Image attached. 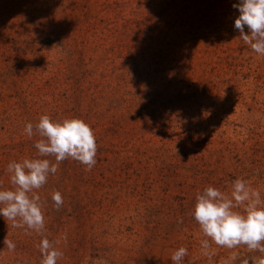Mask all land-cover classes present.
I'll use <instances>...</instances> for the list:
<instances>
[{"label": "rangeland", "instance_id": "obj_1", "mask_svg": "<svg viewBox=\"0 0 264 264\" xmlns=\"http://www.w3.org/2000/svg\"><path fill=\"white\" fill-rule=\"evenodd\" d=\"M234 3L0 0V190L14 188L10 162L55 163L24 132L41 115L84 120L99 149L90 171L66 159L34 190L42 233L0 216V264H41L44 237L57 264H173L180 247L182 264L261 255L212 243L209 259L192 216L198 193L230 196L237 178L264 200V56L239 39Z\"/></svg>", "mask_w": 264, "mask_h": 264}, {"label": "clouds", "instance_id": "obj_2", "mask_svg": "<svg viewBox=\"0 0 264 264\" xmlns=\"http://www.w3.org/2000/svg\"><path fill=\"white\" fill-rule=\"evenodd\" d=\"M232 6L239 12L234 20L239 39L253 52L264 56V0H238ZM24 132L29 138L38 134L41 139L34 147L39 157H54L55 163L46 158L10 162L6 171L11 174L14 188L0 190V216L11 221L13 227H26L39 234L45 228V215L40 196L34 190L44 186L49 175H55L59 164L66 159L75 160L90 171L97 163L98 146L94 130L76 117L56 121L44 114L35 125L26 123ZM51 198L59 210L64 203L61 192H53ZM241 207L243 213L236 210ZM192 216L206 237L201 240V248L209 259L214 255L209 251L214 243L227 249L246 247L249 252H258L261 255L252 258L251 264H264V200L247 181L234 180L230 196L213 186L206 187L196 196ZM3 243L10 252L15 251L16 244L7 236ZM38 249L42 254L41 264H57L63 256L47 237L41 239ZM187 255L188 249L180 247L173 252L171 260L173 264H182ZM230 259L234 261L236 256ZM242 264H250V260L243 259Z\"/></svg>", "mask_w": 264, "mask_h": 264}, {"label": "trees", "instance_id": "obj_3", "mask_svg": "<svg viewBox=\"0 0 264 264\" xmlns=\"http://www.w3.org/2000/svg\"><path fill=\"white\" fill-rule=\"evenodd\" d=\"M96 141H98L97 139H96ZM99 151V149L97 150V152Z\"/></svg>", "mask_w": 264, "mask_h": 264}]
</instances>
